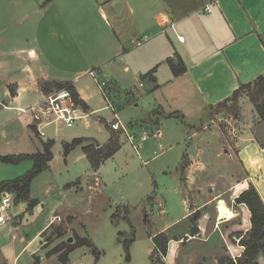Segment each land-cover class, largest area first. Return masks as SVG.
Wrapping results in <instances>:
<instances>
[{"label":"crops","instance_id":"crops-1","mask_svg":"<svg viewBox=\"0 0 264 264\" xmlns=\"http://www.w3.org/2000/svg\"><path fill=\"white\" fill-rule=\"evenodd\" d=\"M178 36L184 37V42H180ZM179 59L184 62L186 72L176 77L169 60L177 63ZM151 71L155 72L150 75ZM92 72L95 76L91 75ZM262 75L264 0H0V115L5 111L14 112L0 125V137L12 141H19L20 137L27 139L31 152H24L26 155L44 152L45 143L53 141L52 152L59 144L61 156L72 163L64 170L84 164L87 171L85 178L59 182L53 173V154L48 168L43 171L52 178L47 181V186H43L41 194L46 200L56 199L54 210L33 240L21 232L20 226L28 217L26 213L19 217L20 223L9 224L14 226L13 259L9 262L7 246L0 244V264H20L24 256H29L32 243L38 237L42 241L41 251L45 253L40 264H63L60 260L62 252L54 253V250L62 244L73 245L75 233L92 243V247L82 246L76 250L87 248L93 260L98 262L103 252H97L93 241L84 237L86 225L68 207L73 202L66 201L76 197L90 202L105 198L103 213L108 214L112 237L115 236L113 228L121 221H127L115 220L113 215L118 209L127 207L129 218L141 212L148 223L151 218L148 210L151 212L157 207L165 212L166 207L155 174L150 172L154 191L139 206L116 203L106 193L109 181H125L124 173L130 172L134 166L128 163L130 157L131 162L136 158L143 162L142 156L148 157L142 149L150 139L143 140L145 133L153 128L150 132L152 138L158 140L157 145L163 143L162 127L166 122H202L208 116V108L224 102L242 85L252 83ZM48 81L73 83L89 107L88 111L82 108L85 117L78 122L85 121L88 127L96 125L98 129L102 118L97 115L99 110L93 107V100L99 98L101 85L109 82L114 97L118 99L127 92L128 103L117 106V111L123 110L130 102L141 110V117L128 123L136 136L135 141L142 145L139 153L129 140H121L118 153L94 167L92 159L99 156L97 151L111 140L109 124H104L108 135L100 141L83 137L81 133L61 136L59 126L72 129L76 125L67 127L56 123L38 129L32 117L22 115L20 109L41 102L45 97L41 83ZM158 109L163 114H158ZM155 115L156 126L152 122ZM51 126L57 128L49 134L44 132ZM156 129L160 134H155ZM190 138L188 134L185 144L187 141L190 144ZM241 139L244 142L236 153L232 152L236 161L230 164V168L240 169L243 175L241 178L229 177L226 187L215 193L208 187L213 182L207 178L204 162H194L189 167L183 164L187 154L192 157L188 149L179 166L172 173H164L171 175L172 184H177L183 209L179 216L165 215L167 217L159 227L147 233L148 261L145 264H154L157 251L153 239L160 233L169 238L168 253L161 257L164 264H239L246 250L242 241L252 228V214L246 204H238L236 200L244 191L254 187L264 202V140L256 136H242ZM75 140L80 144L65 156V145ZM170 150H165V154ZM110 162L115 176L106 171ZM166 168L169 169L168 166L160 167L158 172ZM35 181L30 196L39 202V198L33 196ZM97 189L101 192L97 193ZM218 199L232 203L229 206L234 212L232 219L220 220L218 209H214ZM22 203L30 207L29 202ZM198 212L199 217L193 219ZM64 222L66 231H61V236L56 232L50 239L49 234ZM127 222L132 227V235L133 225L131 220ZM28 226L29 223L26 228ZM125 234L120 232L118 241L122 239L120 236L126 238ZM136 242L134 238L132 248ZM76 250L69 254L67 264H76L73 261ZM130 260L132 262L133 257ZM256 262L264 264V253L258 255Z\"/></svg>","mask_w":264,"mask_h":264},{"label":"rangeland","instance_id":"rangeland-1","mask_svg":"<svg viewBox=\"0 0 264 264\" xmlns=\"http://www.w3.org/2000/svg\"><path fill=\"white\" fill-rule=\"evenodd\" d=\"M10 71L11 70H9V72ZM102 82L103 80L100 79V83ZM108 83L109 82L106 81V90L109 92L110 100L113 105L117 107L121 104L125 105V103H128L129 97L126 95L127 92L121 96L123 100L121 98L118 99L117 96L114 97L111 91V85ZM95 89H97L96 86ZM98 92L99 98L93 100V107H96V110H99L97 115L102 118V123L97 125L100 128H96V125L88 127L85 121L78 122L72 129H68L61 125L58 127V129H61V136L65 135L70 137L77 133H81L83 134V137H94L99 141L107 137L108 132L105 129L104 124H109L108 126L110 130H112L111 123H113L115 120V117H113L115 112H112V110L107 108V102L105 98L100 91ZM229 105L232 106V103ZM238 108L239 110L235 113L230 110L222 112L216 107L208 108L207 118L204 117L202 122L195 121L191 124L189 122V125L186 123L182 124L181 122L177 123V121L169 120L162 127L163 133L165 134L164 142L158 145V140L156 138H152V134L150 133L152 132L153 128L151 130L149 128L145 134H149L151 137L148 140L146 148L142 147V149H144L143 153L148 154V157L146 158L145 156H142L143 162H140L138 158L131 162L132 158L130 157L128 163H132L134 166L130 172L127 171L124 173L126 176L125 181L122 183L109 181V183H107L108 186L106 193L108 194L109 198L113 199V201L131 206H139L149 196H151L154 191V183L150 175V172H152L155 174V181L159 184L160 193L166 200L165 212L163 209L157 210V207H155V209L151 212L148 210V213L151 216L148 223L145 222L146 217L144 214H141V212L134 214L133 218H129V209H127V207L118 209V211L114 213L113 216L116 221L124 219L127 221L131 220L133 225L137 242L133 248L130 247L129 255L131 258L133 257L132 262L131 260L129 262L127 261V252L125 250L124 244L125 239H130L132 236L130 232L132 227L127 221H121L118 227L113 228V234L115 236L112 237V230L111 232L109 230L111 227L108 226L107 223L109 220L107 219L108 214L106 213L105 215L103 213V207L106 203L105 198L103 201L96 199L92 200L91 202L88 199H82V197H76L67 200L66 203L71 201L73 202L71 205H68V207H70V209L73 210L77 216H79L78 220L86 225V228L83 231L84 237L86 236L93 241L95 246L98 248L97 252H103V255H101L99 261L96 262L93 260V255L89 250H87V248L78 249L73 255V261H75L76 264H145L148 261V259H146V249L148 246L146 236L147 233L151 230H154L155 228L157 229L160 225V222H163L166 219L167 216L165 215L168 214L171 217H176L182 213L183 206L181 204L180 194L177 191V184H172L171 175H168L170 176L168 177L164 173H172L174 168L179 166L183 153L186 152V149L189 150V153H192V157L189 156L190 154H187L183 158V164L186 165V167H189L191 163L204 162V164L207 166V169L205 170L207 173V178L213 182L211 186L209 185L208 187H211L214 190V193L216 190L226 187V180L229 179V177L241 178L243 172L240 169L237 171L236 169L230 168V164L236 161L235 155L233 153H236L238 147H240L241 143L244 142V140L241 139L242 136H256L257 138L259 137L260 139L264 140V120H262L259 113L257 112L255 105L251 101L249 92L247 91H244L241 94ZM156 112L158 114L162 113L160 109H158ZM13 115L14 112L5 111L2 115H0V125ZM117 115L122 125L129 129L128 123H130L132 119H139L141 117V110L139 111V109H136L134 104L130 102L129 105L125 106L123 110L119 112L117 111ZM155 117L156 115L152 120L153 125H157L155 122L158 120ZM51 127L47 128L44 132L49 134L51 131L57 128L56 126ZM114 132L119 134L121 140H129L128 135L122 131ZM128 133L136 138L130 129ZM188 134L192 138L189 139L190 144H188V141L187 144H185ZM135 145L139 147L142 146L141 143H138L137 141H135ZM29 148V141L23 137H20L19 141H12V139L6 140L3 137H0V156L26 154L24 152H31ZM167 149L171 150L165 154L164 151ZM53 154H55L53 173L56 174L55 178L59 182H63L68 179L76 181L79 178H85L87 171H85L84 164L64 170L66 166L68 167L72 163L69 160L66 161V159L61 156V147L59 144L55 145ZM228 154H231V157ZM112 164L113 163L110 162L106 165V171L110 175L115 176V170L113 171L110 168ZM159 166H168L169 169L166 168L163 171L158 172V169H160ZM31 169L32 161H25L19 165L5 164L0 162V183L6 180H14L18 177L24 176ZM51 178L52 175L47 172H43L38 177H36V181L33 186V196L36 197L35 199L39 198V202H36L32 209H30V207L28 208V205L22 202L20 204L16 202L17 204L15 203L13 207L12 215L17 217L22 216L24 213L28 215V217H26L25 223L23 222V225L20 227L21 232L24 231L29 240H33L35 238L50 212L54 210L56 199L46 200V198L41 194V191L44 189L43 186H47V181ZM107 178L109 179L110 177L107 176ZM97 185L99 186V183H97ZM97 190H99L97 193L101 192L100 189ZM12 194L16 198V195L14 193ZM219 200L223 199H218V201ZM225 203L228 207L232 205V203L229 201H225ZM214 209L217 211V203L215 204ZM28 223L29 226L26 228ZM12 227L14 226L8 225L0 229V244L7 246L6 257L8 258L9 262H11L13 259L11 247L12 234L14 231ZM66 228L67 226L65 222L60 223V227L55 228L48 237L52 239L58 230L65 232ZM120 232L126 233V238L120 236L122 239L121 241H118V234ZM248 237L249 236L246 238ZM72 238L74 239V243L78 241V238L83 239L76 233L73 234ZM41 250L42 241L38 237L32 243V246L28 252L29 256H24L21 259L20 264H40V260L42 261L45 257V253H42ZM154 256L156 259L161 257L158 251ZM27 257H30L29 260H27ZM48 264H54V262H49Z\"/></svg>","mask_w":264,"mask_h":264},{"label":"trees","instance_id":"trees-1","mask_svg":"<svg viewBox=\"0 0 264 264\" xmlns=\"http://www.w3.org/2000/svg\"><path fill=\"white\" fill-rule=\"evenodd\" d=\"M170 68L176 77L183 75L186 72V66L184 62L179 59L176 63L173 60H169ZM155 71H151L152 75ZM41 89L45 95H50L55 92L67 90L71 93L74 101L81 106L85 111L89 110L87 104L80 98L79 93L71 82H57L48 81L41 83ZM247 91L251 101L255 105L257 112L259 113L262 120H264V75L260 76L254 82L242 85L237 89L230 98L224 102L215 106L219 111H232L237 112L239 110V99L241 94ZM13 93V92H12ZM232 103V106L229 104ZM181 118V116L179 117ZM39 135V132L36 130ZM80 144L79 140L73 141L71 144H66L64 147V154L68 156L69 153ZM54 146L53 141L45 143L44 153H36L33 155H11V156H0V162L5 164L19 165L25 161H32L33 168L28 171L24 176L18 177L14 180H6L0 183V194L3 192H12L16 195L15 202L20 203L27 201L30 203V209L36 204V201L31 199L30 192L33 181L43 171L48 168V163L53 159L52 148ZM121 149V139L118 133L111 130L110 142L97 151L96 160L92 159L94 167H98L101 161L112 158ZM89 151L88 148H85ZM94 160V161H93ZM238 204H246L252 214L251 222L252 228L249 232V237L242 241V245L245 246L246 250L239 261V264H257L256 260L260 253H264V202L261 199L256 188L251 187L249 190L244 191L239 198L236 200ZM200 213H196L193 219L198 218ZM194 233L196 230L194 229ZM57 236H61V230L57 232ZM134 234L130 239L125 240V250L127 252V261H130V247L134 241ZM156 250L159 252L161 257H164L168 253L169 238L166 234L160 233L153 239ZM88 246L92 247L91 241L88 239H79L73 245L62 244L58 246L54 253L62 252L60 260L63 264H67L69 261V254L79 247ZM161 257L159 259L154 258V264H164Z\"/></svg>","mask_w":264,"mask_h":264},{"label":"built area","instance_id":"built-area-1","mask_svg":"<svg viewBox=\"0 0 264 264\" xmlns=\"http://www.w3.org/2000/svg\"><path fill=\"white\" fill-rule=\"evenodd\" d=\"M178 40L180 42H184V37L178 36ZM91 75L95 76V73L92 72ZM106 88L107 84L103 83L101 85V93L107 102V108L112 110V112H115V120L111 123V129L114 131H122L128 135L133 148L138 151L140 147L135 145V137L131 136L128 133L129 129L122 125L117 115L118 109L111 102L109 92ZM20 112L22 115L29 114L32 117L33 124L38 129L56 123H62L67 127H73L78 123V121L85 117L82 107L74 101L73 96L67 90L45 95L41 102L36 103L27 109H20ZM155 134H160V130L156 129ZM150 137L151 136L149 134H146L143 137V140L146 141ZM15 203V197L12 193L3 192L0 194V229L9 224L20 223V218L12 215Z\"/></svg>","mask_w":264,"mask_h":264},{"label":"bare ground","instance_id":"bare-ground-1","mask_svg":"<svg viewBox=\"0 0 264 264\" xmlns=\"http://www.w3.org/2000/svg\"><path fill=\"white\" fill-rule=\"evenodd\" d=\"M217 209L220 220L232 219L234 217V212L227 206L224 200H219L217 202Z\"/></svg>","mask_w":264,"mask_h":264},{"label":"water","instance_id":"water-1","mask_svg":"<svg viewBox=\"0 0 264 264\" xmlns=\"http://www.w3.org/2000/svg\"><path fill=\"white\" fill-rule=\"evenodd\" d=\"M44 140H46V138H44Z\"/></svg>","mask_w":264,"mask_h":264}]
</instances>
